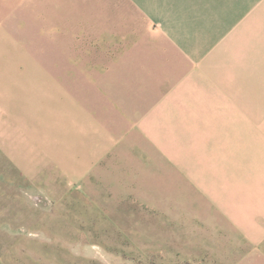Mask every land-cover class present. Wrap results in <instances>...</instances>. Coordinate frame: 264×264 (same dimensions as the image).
<instances>
[{"label": "rangeland", "instance_id": "374dc122", "mask_svg": "<svg viewBox=\"0 0 264 264\" xmlns=\"http://www.w3.org/2000/svg\"><path fill=\"white\" fill-rule=\"evenodd\" d=\"M140 12L131 0H0V264L229 263L202 251L183 166L156 163L171 150L89 111L88 83L109 98L102 81L110 91Z\"/></svg>", "mask_w": 264, "mask_h": 264}, {"label": "crops", "instance_id": "0c3cea01", "mask_svg": "<svg viewBox=\"0 0 264 264\" xmlns=\"http://www.w3.org/2000/svg\"><path fill=\"white\" fill-rule=\"evenodd\" d=\"M131 3L145 23L121 49L110 91L102 81L109 98L88 83L89 111L104 107L116 131L171 150L156 163L183 166L175 179L202 251L264 264V0Z\"/></svg>", "mask_w": 264, "mask_h": 264}, {"label": "trees", "instance_id": "16d2710c", "mask_svg": "<svg viewBox=\"0 0 264 264\" xmlns=\"http://www.w3.org/2000/svg\"><path fill=\"white\" fill-rule=\"evenodd\" d=\"M154 264V263H153Z\"/></svg>", "mask_w": 264, "mask_h": 264}]
</instances>
